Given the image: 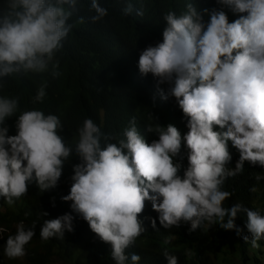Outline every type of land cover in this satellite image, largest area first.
Returning a JSON list of instances; mask_svg holds the SVG:
<instances>
[{"label":"clouds","instance_id":"9594fccd","mask_svg":"<svg viewBox=\"0 0 264 264\" xmlns=\"http://www.w3.org/2000/svg\"><path fill=\"white\" fill-rule=\"evenodd\" d=\"M77 2L5 0L6 6H0V78L21 71H49L73 27L69 20ZM218 3L246 15L230 23L225 11L204 9L210 16L205 23L202 12L189 3L183 14L169 11L164 16L163 41L148 46L139 56L141 75L152 74L160 98L174 97L187 118L189 131L183 137L171 124L149 125L147 131L159 138L148 143L133 117L124 131L126 140H120L119 146L109 143L101 148V130L91 118L78 129L76 152L82 163L74 165L70 192L62 199L71 201L73 211L111 245L116 264H126V249L145 231L138 217L146 202L165 229L190 221L193 232L203 221L216 220L220 227L231 230L237 213L243 210L252 247L258 248V241L264 238V215L241 204L224 207L232 192L222 190L229 177L243 172L245 161L264 167V0ZM91 9L95 11L93 22L108 14L98 0H92ZM131 11L129 3L124 13ZM57 67L51 63L53 78L59 75ZM165 84L167 90L160 87ZM45 88L46 83L40 86L34 103L43 102ZM17 110L18 99L0 96V197L8 205L26 195L33 180L41 191L56 187L71 152L58 134L60 118L41 110L23 111L15 123L17 134L8 135L9 129L3 125ZM217 126L219 131L214 130ZM182 140L189 151L188 166L181 175L177 157ZM229 141L239 152L234 169L227 167L232 160ZM72 220V215L65 214L45 221L41 239L63 238L65 229L73 230ZM152 226H156L155 219ZM6 232L0 228V240ZM34 235L20 221L15 234L7 237L5 255L23 257L25 245ZM164 255L169 264H178L176 256L167 251ZM140 259L131 255L132 264Z\"/></svg>","mask_w":264,"mask_h":264},{"label":"trees","instance_id":"16d2710c","mask_svg":"<svg viewBox=\"0 0 264 264\" xmlns=\"http://www.w3.org/2000/svg\"><path fill=\"white\" fill-rule=\"evenodd\" d=\"M91 2H77L69 20L73 27L51 62L58 65L57 77L51 76L50 63L49 71L44 73L21 71L0 78V96L18 99L16 114L6 118L3 125L8 127V135L17 134L15 123L23 111L41 110L45 115L55 114L60 118L62 127L58 134L71 149L56 187L41 191L33 180L27 194L14 200L12 205L0 197V208H5L4 211L0 209V228L7 231L0 240V264H9L4 262L3 257L6 240L8 235L15 234L20 221L24 222L25 230L32 229L35 233L25 245V264H48L53 257L70 264H116L111 257V245L103 242L82 215L73 211L71 201L62 199L70 192L74 165L82 163L76 152L78 129L85 119L91 118L100 127L101 148L109 143L119 146L120 140H126L124 131L131 126L133 117L138 131L148 143L159 138L154 131H147L149 125L166 127L171 124L183 137L189 131L187 118L174 97L170 96L168 100L160 98L157 81L152 74L141 75L138 67L141 52L163 41L162 33L166 27L164 16L169 11L183 14L189 3L202 12L205 23L210 21V16L203 13L204 9L209 12L213 9L225 11L230 23L240 15H246L233 13L218 0H98L108 14L93 22L91 17L95 11L91 9ZM129 3L132 11L125 14L124 9ZM138 12L143 15H138ZM81 17L83 23L80 22ZM44 83L46 96L43 102L34 103ZM160 87L167 90L168 85ZM214 130L220 129L217 126ZM188 151L182 140L181 152L177 157L182 164L181 175L188 166ZM229 151L232 160L227 167L234 169L239 152L230 141ZM258 176L262 178L258 180ZM253 188L255 191H252ZM222 190L232 192V196L223 202L224 207L241 204L242 208L258 210L264 215V167L259 164L252 165L245 161L243 172L229 177ZM65 214L73 216V230L69 232L65 229L63 238L57 236L42 240L40 230L44 222ZM138 218L145 231L134 245L126 249V264H132V254L140 256L138 264H169L165 251L176 256L178 264H211V257L219 252L233 258L224 257L227 264H264V238L258 241V248L252 247L253 237L246 227L247 215L243 210L237 213L235 228L231 230L220 227L218 220L212 223L203 221L194 232L190 231V221H181L178 227L165 229L160 225L158 213L152 209L150 202H146ZM153 219L156 220L155 228L152 226ZM227 219L226 216L223 222L226 223ZM223 241L233 253L222 249Z\"/></svg>","mask_w":264,"mask_h":264},{"label":"rangeland","instance_id":"374dc122","mask_svg":"<svg viewBox=\"0 0 264 264\" xmlns=\"http://www.w3.org/2000/svg\"><path fill=\"white\" fill-rule=\"evenodd\" d=\"M0 6H6L5 0H0ZM53 61H54V58H53ZM6 208H9V206H7ZM0 209H1V211H4L5 208L1 207ZM210 235L212 236L211 232H210ZM224 242L225 241H223V243H222V249L225 251H229L227 249L228 247L224 244ZM229 252H231V251H229ZM231 253H233V252H231ZM3 257H4V262H8L9 264H25L23 257H19V258H15V259H9L6 255ZM224 257L233 260V258L230 257V255L224 256L223 252H219L218 254L211 257L210 263L211 264H227V262H224V260H223ZM48 264H70V263L61 261L58 258L53 257L52 259H50V262ZM234 264H238V263L234 262Z\"/></svg>","mask_w":264,"mask_h":264}]
</instances>
